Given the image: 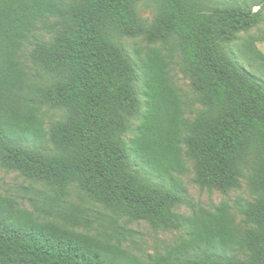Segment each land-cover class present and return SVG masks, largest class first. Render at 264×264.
Listing matches in <instances>:
<instances>
[{
  "label": "trees",
  "instance_id": "16d2710c",
  "mask_svg": "<svg viewBox=\"0 0 264 264\" xmlns=\"http://www.w3.org/2000/svg\"><path fill=\"white\" fill-rule=\"evenodd\" d=\"M140 1L0 0V165L55 194L31 211L0 197V264H264V33L242 40L237 55L229 49L238 32L264 24V0H155L149 25ZM38 31L50 39L31 60L47 83L21 62ZM140 35L175 41L205 108L192 122L160 48L139 58L137 76L120 39ZM45 107L67 112L48 132ZM189 162L199 187L220 191L250 169L255 198L238 203L245 228L228 203L176 211ZM71 186L109 213L110 232L76 230L92 221L86 208L62 207ZM123 218L184 237L142 259L113 241L128 233Z\"/></svg>",
  "mask_w": 264,
  "mask_h": 264
},
{
  "label": "rangeland",
  "instance_id": "374dc122",
  "mask_svg": "<svg viewBox=\"0 0 264 264\" xmlns=\"http://www.w3.org/2000/svg\"><path fill=\"white\" fill-rule=\"evenodd\" d=\"M207 3L210 6H219L225 2L222 0H207ZM247 5L251 6L252 2H249ZM252 9L253 11L257 10L256 7ZM136 12L138 17L146 25L151 24L156 14L155 0H141L136 5ZM263 33L264 24H259L246 31L238 32L236 34L237 39L229 46L230 51L237 55L236 51L242 40L246 39L248 36H257ZM49 39L50 36L48 34L43 31H38L36 33V39H32L31 43L26 45L21 57V62L25 66L30 78L38 83H47L48 76L32 63L31 53L37 42H47ZM120 42L129 56L132 65L135 67L137 76L139 75V71L136 64L139 58L144 56L149 47L154 46L160 48L169 62L170 78L182 99L184 117L188 122H192L204 111L205 108L199 100V94L194 89L186 72L182 54L176 47L173 39L153 43L148 41L145 35H140L136 37H122ZM257 47L264 55V42L257 43ZM239 61L241 65L247 67L246 60L239 58ZM137 81V86L139 87L137 96L138 99L143 102L138 77ZM66 114L67 112L65 110L45 107L40 112V117L43 120L44 128L48 132L50 127L54 123L63 120ZM136 124L137 121L133 120L132 125L135 126ZM130 137L131 136L128 135L125 138L128 140ZM188 165L190 168L189 172L179 177L181 185L186 189L185 196L187 202L186 204L178 206L176 211L184 215H189L191 214V209L188 204L190 206H200L205 209L213 210L220 203H228L231 206L235 224L241 229L245 228L244 218L238 210V203L252 202L255 198L250 192L248 185L250 169L245 168L243 170L236 189L220 191L214 188L199 187L194 181L195 173L192 168L193 164L189 162ZM54 195L53 191L41 185H34L19 173L6 170L0 165V197H11L16 200L20 208L31 211L35 204L40 208L46 206L49 198ZM73 205L88 209L87 215L90 216V220L92 221L90 227L79 226L76 229L78 232L91 235L103 231L110 232L111 229L108 225L109 213L104 211L100 206L84 199L75 186H71L68 189V195L64 197L62 207H71ZM118 225L125 228L128 233H124L121 236H114L113 241H119L122 247L131 255L142 259L150 255L164 253L168 247L178 243L184 237V232L182 230H154L143 221H129L123 218L118 221Z\"/></svg>",
  "mask_w": 264,
  "mask_h": 264
}]
</instances>
